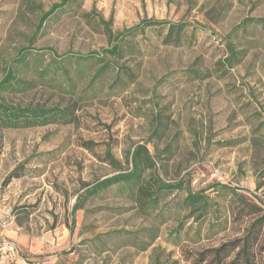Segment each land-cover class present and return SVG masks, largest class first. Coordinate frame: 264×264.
<instances>
[{
	"label": "rangeland",
	"instance_id": "1",
	"mask_svg": "<svg viewBox=\"0 0 264 264\" xmlns=\"http://www.w3.org/2000/svg\"><path fill=\"white\" fill-rule=\"evenodd\" d=\"M64 1L0 0V80L25 52L22 75L40 81L9 100L71 117L0 128V264H215L202 251L244 236L254 218L237 193L264 213V0H68L42 21ZM146 18L187 21L195 36L170 45L166 27H147L123 37V57L104 52ZM94 52L116 68L84 92L98 65L72 54ZM56 58L75 67L74 88L41 82ZM138 146L156 163L148 173L184 188L150 213L118 186L85 194L129 171ZM188 189L210 195L207 216L184 209Z\"/></svg>",
	"mask_w": 264,
	"mask_h": 264
},
{
	"label": "trees",
	"instance_id": "2",
	"mask_svg": "<svg viewBox=\"0 0 264 264\" xmlns=\"http://www.w3.org/2000/svg\"><path fill=\"white\" fill-rule=\"evenodd\" d=\"M68 0H65L61 4L54 5L53 8L45 14L42 18L44 21L49 15L54 13L56 9L63 7L67 4ZM191 23L187 21L172 22L166 19L146 18L139 24L119 32L115 38L117 42L109 48H106L104 52L110 54L113 57H123L125 52V45L121 43L124 36H136L140 33H145L147 27H159L167 28L166 34L163 38L165 44L170 45H182L188 40L189 37L195 36L196 27L189 33V26ZM231 55L228 58L229 64L232 65L234 60L239 58V52L235 49L233 43H228ZM27 53L22 52L16 59V65L9 66L0 80V128H28L35 126H45L57 122H69L71 119L70 113L67 109L58 107H33L24 106L21 103H14L10 97L23 94L28 90H31L37 86L40 82L22 75L23 70L19 69L22 66L23 69H29L31 62ZM75 58V65H78L81 60H92L93 64H97L91 79L84 87V92L91 89L94 83L101 79L105 73L116 66L107 59L104 55H99L97 52L91 55L72 54ZM61 58L62 57H57ZM55 59L56 63L54 75L50 81L46 79L48 73L51 71V67L48 65L39 68V76L41 82L47 85L53 84L58 81L60 88H66V85H71L74 88L76 85L73 83L74 79L70 76L71 70H62L61 61ZM58 60V61H57ZM40 64V62H39ZM76 70V69H75ZM58 71H62L61 75H58ZM68 90V89H67ZM74 90H71L73 92ZM132 168L127 172H120L110 177H106L100 181H97L86 188V195L99 194L102 191L108 190L114 186H118L121 192H128L130 197L134 198L144 212L150 213L157 209L161 202L162 196L174 189H183V183H166L160 178L157 173H148L149 170L155 168L156 163L151 157L150 153L145 146H138L131 154ZM108 159L112 162L115 161L114 156L107 151ZM239 199L243 202L244 206L241 212L245 209L247 213L253 214V220L246 232L242 237H237L232 240L225 241L218 246L207 248L202 251V256L210 255L211 260L215 264H258L257 255L260 254L262 258V264H264V244L261 243L264 235V213H260L261 208L255 204L249 202V200L243 198L238 194ZM184 209L189 210L191 214L198 213L200 217H205L210 213L214 204L211 202L210 195L205 191L196 192L188 189L185 196L181 201ZM79 208V201L76 202L73 208V212ZM228 260V263H227Z\"/></svg>",
	"mask_w": 264,
	"mask_h": 264
},
{
	"label": "built area",
	"instance_id": "3",
	"mask_svg": "<svg viewBox=\"0 0 264 264\" xmlns=\"http://www.w3.org/2000/svg\"><path fill=\"white\" fill-rule=\"evenodd\" d=\"M6 251L8 250L11 254H15L17 252L15 246L11 243L5 244Z\"/></svg>",
	"mask_w": 264,
	"mask_h": 264
}]
</instances>
